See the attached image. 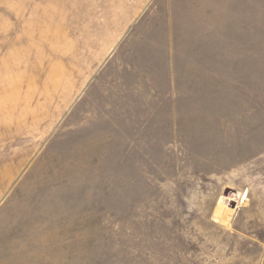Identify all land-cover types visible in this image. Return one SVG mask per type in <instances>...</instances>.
<instances>
[{
	"label": "rangeland",
	"instance_id": "1",
	"mask_svg": "<svg viewBox=\"0 0 264 264\" xmlns=\"http://www.w3.org/2000/svg\"><path fill=\"white\" fill-rule=\"evenodd\" d=\"M0 264H264V0H0Z\"/></svg>",
	"mask_w": 264,
	"mask_h": 264
}]
</instances>
